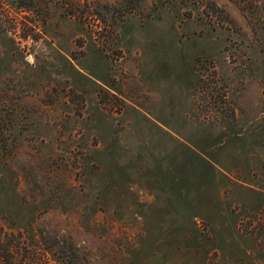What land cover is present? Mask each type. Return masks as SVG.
I'll list each match as a JSON object with an SVG mask.
<instances>
[{
    "label": "rangeland",
    "instance_id": "1",
    "mask_svg": "<svg viewBox=\"0 0 264 264\" xmlns=\"http://www.w3.org/2000/svg\"><path fill=\"white\" fill-rule=\"evenodd\" d=\"M0 264H264V0H0Z\"/></svg>",
    "mask_w": 264,
    "mask_h": 264
}]
</instances>
